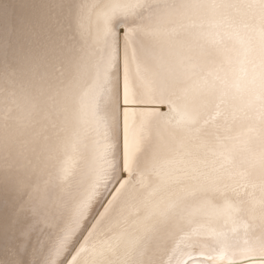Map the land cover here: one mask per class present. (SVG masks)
<instances>
[{"label": "snow or ice", "instance_id": "6c2138e0", "mask_svg": "<svg viewBox=\"0 0 264 264\" xmlns=\"http://www.w3.org/2000/svg\"><path fill=\"white\" fill-rule=\"evenodd\" d=\"M237 254L264 261V0H0V264Z\"/></svg>", "mask_w": 264, "mask_h": 264}, {"label": "bare ground", "instance_id": "6f19581e", "mask_svg": "<svg viewBox=\"0 0 264 264\" xmlns=\"http://www.w3.org/2000/svg\"><path fill=\"white\" fill-rule=\"evenodd\" d=\"M229 260H230V264H264V261H262L260 258L246 259L241 254H237L233 257H230ZM224 264H229V262L225 261Z\"/></svg>", "mask_w": 264, "mask_h": 264}]
</instances>
